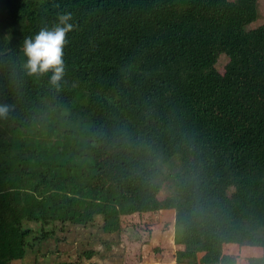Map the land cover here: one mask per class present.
I'll return each mask as SVG.
<instances>
[{
	"label": "trees",
	"instance_id": "1",
	"mask_svg": "<svg viewBox=\"0 0 264 264\" xmlns=\"http://www.w3.org/2000/svg\"><path fill=\"white\" fill-rule=\"evenodd\" d=\"M257 1L0 0V264L34 246L24 222L41 244L134 214L157 215L154 263L264 264ZM67 12L54 85L27 72L23 42Z\"/></svg>",
	"mask_w": 264,
	"mask_h": 264
},
{
	"label": "rangeland",
	"instance_id": "2",
	"mask_svg": "<svg viewBox=\"0 0 264 264\" xmlns=\"http://www.w3.org/2000/svg\"><path fill=\"white\" fill-rule=\"evenodd\" d=\"M257 5L259 18L252 28L264 25V0H258ZM226 62L227 60L221 58L219 66L223 67ZM156 221V214L121 217L120 230L105 233L102 231V219L97 217L88 227L58 225L56 234L41 244L37 243L34 237L40 236L42 226L24 222V227L32 230L28 242L34 246L27 247L21 264H54L58 261L75 262L74 264H173L170 251L164 252L160 263L158 260L154 263L149 260L150 256H147L156 248L158 237L153 233L150 240L146 226ZM52 227L54 225L43 227V230L48 231ZM88 250L96 252L91 259L82 255Z\"/></svg>",
	"mask_w": 264,
	"mask_h": 264
},
{
	"label": "clouds",
	"instance_id": "3",
	"mask_svg": "<svg viewBox=\"0 0 264 264\" xmlns=\"http://www.w3.org/2000/svg\"><path fill=\"white\" fill-rule=\"evenodd\" d=\"M71 18L70 12L61 14L53 26L41 28L34 36L24 39L25 68L30 75L50 73L51 83L58 85L61 81L65 73L63 49L67 43L66 34L73 28ZM7 111L6 105H0V116Z\"/></svg>",
	"mask_w": 264,
	"mask_h": 264
}]
</instances>
